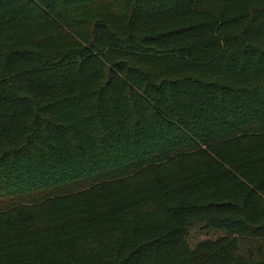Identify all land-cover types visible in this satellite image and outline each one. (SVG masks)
<instances>
[{"label":"trees","instance_id":"1","mask_svg":"<svg viewBox=\"0 0 264 264\" xmlns=\"http://www.w3.org/2000/svg\"><path fill=\"white\" fill-rule=\"evenodd\" d=\"M0 264H264V0H0Z\"/></svg>","mask_w":264,"mask_h":264},{"label":"rangeland","instance_id":"2","mask_svg":"<svg viewBox=\"0 0 264 264\" xmlns=\"http://www.w3.org/2000/svg\"><path fill=\"white\" fill-rule=\"evenodd\" d=\"M221 234L222 233L219 231L204 230L201 228V226L197 225L190 229V233L187 240L191 246H194L203 239L215 238Z\"/></svg>","mask_w":264,"mask_h":264}]
</instances>
